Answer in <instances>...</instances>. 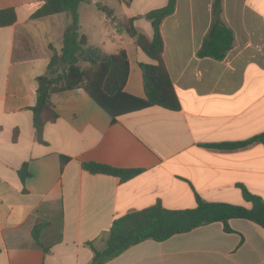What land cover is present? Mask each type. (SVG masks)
I'll list each match as a JSON object with an SVG mask.
<instances>
[{
	"label": "crops",
	"instance_id": "1",
	"mask_svg": "<svg viewBox=\"0 0 264 264\" xmlns=\"http://www.w3.org/2000/svg\"><path fill=\"white\" fill-rule=\"evenodd\" d=\"M44 1L0 0V10L12 8L16 15L0 27V264H89L88 243L102 248L114 220L157 202L169 210L192 209L197 195L249 207L237 185L264 202L262 144L206 146L264 133V0H222L220 19L234 40L221 60L197 56L212 24L213 0H176L160 33L180 109L151 106L112 122L82 89H72L51 97L57 117L44 126L40 143L31 111L36 79L46 73L50 47L60 51L70 23L66 12L32 18ZM96 2L78 7V31L106 54L126 52L123 92L144 100L138 64L152 61ZM117 3L119 12L110 7L114 16L137 17L134 26L151 38L150 22L140 16L167 0ZM61 156L68 158L63 165ZM88 162L141 173L121 182L89 173L82 167ZM23 165L29 175L22 181ZM36 224L43 225L39 245L32 237ZM228 227L214 222L164 241L145 240L104 264H264V229L241 218Z\"/></svg>",
	"mask_w": 264,
	"mask_h": 264
},
{
	"label": "trees",
	"instance_id": "2",
	"mask_svg": "<svg viewBox=\"0 0 264 264\" xmlns=\"http://www.w3.org/2000/svg\"><path fill=\"white\" fill-rule=\"evenodd\" d=\"M129 6L132 0H118ZM87 0H45L35 11L32 18L38 19L59 13H69L68 24L59 52L50 47L52 54L46 73L39 76L36 88V103L31 108L32 124L35 139L43 143L42 132L46 124L56 120V113L51 103L54 94L82 89L112 119L132 111L158 106L168 111L180 109L179 100L174 91L170 76L162 59L163 39L160 26L165 18L175 10L176 0H167L165 6L144 13L142 18L150 22L151 38L146 37L134 26L137 17L114 16L113 9L96 2V8L109 18L118 33L130 37L151 63H139L142 74V86L145 99L141 100L123 92L128 76V58L120 49L115 54H106L100 48L90 46L85 35L79 33L78 7ZM222 0L212 1V24L197 52L200 58L209 57L221 60L233 45L232 31L220 19ZM16 21L12 8L0 10V27L8 26ZM17 132H13V140ZM253 143L264 146V133L250 139L235 143L206 145L210 148L232 150ZM68 158L61 156V164ZM83 169L91 174H105L117 177L121 182L134 178L141 173L140 169L116 168L106 164L88 162L82 164ZM23 181L29 174L23 165L18 171ZM244 202L249 207L222 202H206L196 195V206L192 209L169 210L159 202L142 210L128 213L111 224L102 248H95L91 243L92 258L89 264H104L115 258L124 250L145 240L164 241L174 235L214 222H221L224 230L229 232L228 221L234 218L246 219L264 229V202L250 193L242 185H237ZM43 225L36 224L32 229V237L39 245V232ZM44 248V252H47Z\"/></svg>",
	"mask_w": 264,
	"mask_h": 264
},
{
	"label": "rangeland",
	"instance_id": "3",
	"mask_svg": "<svg viewBox=\"0 0 264 264\" xmlns=\"http://www.w3.org/2000/svg\"><path fill=\"white\" fill-rule=\"evenodd\" d=\"M98 1L106 4L109 7L114 8V10L116 12H119V10L121 9V7L119 6V4L117 3V0H98Z\"/></svg>",
	"mask_w": 264,
	"mask_h": 264
}]
</instances>
